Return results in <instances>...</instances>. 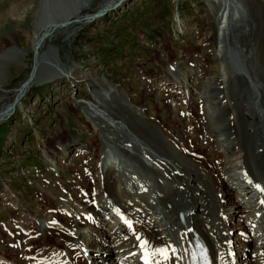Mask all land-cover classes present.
<instances>
[{
	"label": "bare ground",
	"instance_id": "obj_1",
	"mask_svg": "<svg viewBox=\"0 0 264 264\" xmlns=\"http://www.w3.org/2000/svg\"><path fill=\"white\" fill-rule=\"evenodd\" d=\"M37 1L32 36L20 37L32 51L34 70L15 91V103L0 110V123L16 113L33 86L83 82L89 90L85 98L75 97L76 106L99 144L97 152L78 149L95 160L84 162L92 170L72 187L36 185L43 208L40 214L18 213L15 230H3L11 239L0 264L25 254V264H264V0H202L222 63L205 85H217L218 93L202 98L206 134L196 125L181 131L163 122L166 117L153 122L114 83L88 74L78 78L81 68L53 45L57 34L94 23L127 0H102L92 15L85 12L96 0ZM33 9L24 5L15 18L4 15L0 28ZM16 46L0 51V92L8 84V64L25 57ZM169 71L164 81L172 86ZM193 91H187L190 98ZM73 148L60 146L61 157L49 154V168L72 167L65 156ZM87 181L95 194L86 192ZM6 189L8 205L16 209L21 199ZM16 242L43 251L30 261L32 250L9 248Z\"/></svg>",
	"mask_w": 264,
	"mask_h": 264
},
{
	"label": "rangeland",
	"instance_id": "obj_2",
	"mask_svg": "<svg viewBox=\"0 0 264 264\" xmlns=\"http://www.w3.org/2000/svg\"><path fill=\"white\" fill-rule=\"evenodd\" d=\"M37 3V0H0V19L4 15L6 19L15 18L24 5L34 8L22 21H6L0 28V51L13 44L25 53L24 58L6 67L8 84L0 92V110L15 103L17 90L34 70L32 51L25 38L21 40L20 37L32 36ZM101 3L102 0H96L85 13L95 14ZM208 24L207 4L202 0H127L94 23L57 34L53 45L63 59L67 57L69 63L81 68L77 72L78 78L84 79L88 74L114 83L129 95L134 106L147 110L154 118L153 122H160L155 117H166L167 121L164 119L163 122L170 120L172 127H180L181 131L186 126L196 125L206 134L208 126L203 119L206 112L202 108L207 101L202 98L205 94L214 95L218 90L217 85L207 89L205 85H208L209 75L219 74L222 65L216 59ZM169 68L175 80L172 86L165 82ZM74 83L58 80L33 86L16 113L0 123V257H8L4 250L7 251L6 240L11 239V233L8 235L3 230L7 227L15 230L18 213L40 214L39 206H43L39 203L37 184L50 187L57 183V187L67 190V186L72 187L74 181L92 170L85 168L84 162H94V156L78 153V149L85 151V147H89L97 152L99 140L92 137L86 117L79 116L75 99L85 98L89 89L83 82ZM186 84L187 89L183 86ZM188 90H194L195 95L191 93L190 98ZM66 144L75 147L65 156L66 160L73 161V168L63 166L58 172L50 169L51 159L47 156L52 153L60 156L63 153L60 146ZM58 180L62 186L58 185ZM87 183L86 192L90 190L95 194L91 182ZM6 188L21 199L16 209L8 205ZM22 235L27 236V233L22 232ZM37 237L38 234L32 235L31 240ZM49 242L52 240L45 243ZM18 244L12 243L9 248L24 253L32 250L29 260L37 259L41 245L31 244L23 249L25 244L20 247ZM82 245H87L86 239ZM41 257L44 259L45 255ZM22 259H27L26 254L20 259L16 256L12 263L25 264Z\"/></svg>",
	"mask_w": 264,
	"mask_h": 264
},
{
	"label": "snow or ice",
	"instance_id": "obj_3",
	"mask_svg": "<svg viewBox=\"0 0 264 264\" xmlns=\"http://www.w3.org/2000/svg\"><path fill=\"white\" fill-rule=\"evenodd\" d=\"M143 246V245H142ZM160 252H161V254H163V252L165 251V250H159ZM165 259H167V257L165 256ZM146 264H147V262H146Z\"/></svg>",
	"mask_w": 264,
	"mask_h": 264
}]
</instances>
